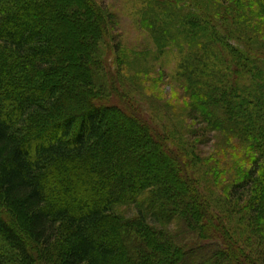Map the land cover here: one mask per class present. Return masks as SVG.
I'll return each mask as SVG.
<instances>
[{
	"label": "trees",
	"instance_id": "1",
	"mask_svg": "<svg viewBox=\"0 0 264 264\" xmlns=\"http://www.w3.org/2000/svg\"><path fill=\"white\" fill-rule=\"evenodd\" d=\"M228 1L139 9L206 157L117 86L128 54L97 0H0V264H264V0Z\"/></svg>",
	"mask_w": 264,
	"mask_h": 264
},
{
	"label": "rangeland",
	"instance_id": "2",
	"mask_svg": "<svg viewBox=\"0 0 264 264\" xmlns=\"http://www.w3.org/2000/svg\"><path fill=\"white\" fill-rule=\"evenodd\" d=\"M98 3H100L102 6L106 7L111 13L115 14V24L113 25V40L111 41V44L113 47L117 49L118 48H124L125 51H127L128 57L125 59L127 63L124 65V70L126 71L127 77L130 78V76H134V78L139 79L140 76L147 77L149 80L152 78L151 81H148L145 83L142 79V89L143 91H139L135 87L132 86V83L130 79L127 77L121 78L120 81H117V86L121 88L126 89H135V96H132L134 98L135 102L137 103V107H142L145 110H149L148 118L153 122L159 125H161L160 121H162V124L166 120V116L168 115V118H171L170 123H168L167 127H170L172 129V126L175 127V130L182 134L183 139L185 141H188L189 143L193 142L192 140L194 137L193 134H202V126H200L196 122H191V120L187 119L185 111L182 110V106L180 105V100H182L181 94H178V90H176L172 85L169 84L171 77L175 73L176 69V63L177 60L173 55H165L163 56V62H157L156 61V48L153 44V41L149 34L142 30L140 26V20H139V9H141L144 5L143 3L147 2V0H97ZM228 2H231L228 1ZM222 3V2H221ZM229 5V3H227ZM248 20L246 17H244L243 21ZM262 29L260 32H255L253 35L256 39L259 38V41L264 43V21L261 22ZM245 25V23H244ZM256 34V35H255ZM129 52V53H128ZM149 54L148 56V63L143 62V64H132V61L137 60V56L140 57V54ZM144 56H142L143 58ZM124 61V62H125ZM115 69V68H114ZM164 71L165 78L163 80L162 86L159 90L155 89L152 86L153 78H158L160 76V73ZM148 72V76H146L144 73ZM132 76V77H133ZM133 78V79H134ZM134 81V80H133ZM146 84V85H145ZM125 86V87H124ZM133 87V88H132ZM137 90V91H136ZM129 91V90H127ZM180 97V98H179ZM155 111V112H152ZM178 116L179 119L182 121V127L180 124H178V120H176V117ZM173 127V128H174ZM169 128V129H170ZM36 129L28 130L27 132V138L26 140L40 138L44 134H47V131H52L49 128V125H44L43 129L38 131L39 135L34 136L36 134H32L35 132ZM52 135V134H51ZM208 137H203L197 140L196 142H193L194 148L202 152L206 155V157L210 156L213 153V150L216 147V138L214 134H206ZM184 142L183 144H185ZM264 163V162H263ZM262 170H264V165L262 166ZM213 191V189L216 187H210ZM214 189V190H215ZM218 190V189H217ZM214 192V191H213ZM215 193V192H214ZM247 193V192H246ZM216 194V193H215ZM227 194V193H226ZM225 193H218L216 195H220L222 197L227 196ZM247 196L244 195L242 200V207H246L247 205ZM215 207L213 209V213L220 217L223 222L230 224L233 223L232 226H234L236 229L239 226L238 223V217L236 214L233 213L231 207L222 208L221 206L217 205L216 203L213 204ZM124 214L131 216L133 213L130 210H124ZM236 231H242L241 228L237 229ZM233 232V231H232ZM235 238V237H234Z\"/></svg>",
	"mask_w": 264,
	"mask_h": 264
}]
</instances>
